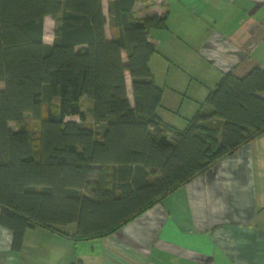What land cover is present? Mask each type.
<instances>
[{
    "label": "trees",
    "instance_id": "trees-1",
    "mask_svg": "<svg viewBox=\"0 0 264 264\" xmlns=\"http://www.w3.org/2000/svg\"><path fill=\"white\" fill-rule=\"evenodd\" d=\"M137 1L108 0L107 39L101 0H0V228L13 253L35 226L105 236L264 132L260 67L223 73L184 129L159 117L148 34L165 17H134ZM71 223L72 234L60 228Z\"/></svg>",
    "mask_w": 264,
    "mask_h": 264
},
{
    "label": "crops",
    "instance_id": "crops-1",
    "mask_svg": "<svg viewBox=\"0 0 264 264\" xmlns=\"http://www.w3.org/2000/svg\"><path fill=\"white\" fill-rule=\"evenodd\" d=\"M132 12L165 17L148 34L165 123L160 109L186 111L192 102L193 114L223 73L264 69V0H146ZM125 85L132 101L128 73ZM10 239L0 228V264H264V132L105 236L75 240L35 226L17 253Z\"/></svg>",
    "mask_w": 264,
    "mask_h": 264
},
{
    "label": "rangeland",
    "instance_id": "rangeland-1",
    "mask_svg": "<svg viewBox=\"0 0 264 264\" xmlns=\"http://www.w3.org/2000/svg\"><path fill=\"white\" fill-rule=\"evenodd\" d=\"M54 29H55L54 20H52L50 17H47L44 20V23H43V41L45 43H51L52 42ZM2 86H3L2 83H0V89L2 88ZM165 93L169 94L171 98L173 97V93L172 92H165ZM200 95H201V93H200ZM177 98H178V96L176 95V99ZM186 102H189V101L188 100H184V104L182 105L181 108H184L186 106V104H187ZM192 104H193L192 102H189L187 104L186 111L180 110L179 112H175V110L174 111L170 110V112H169L167 110L163 111V109H160V112L162 111L161 115H162V117H164L163 119L168 121L167 123H171L169 121H172V122L175 121V123H176L175 124L176 125L175 128L184 129V127H186V124H187V119H189L191 117V115H192L191 114L192 112H189V109L192 107ZM88 105H89L88 104V99L86 101V98L82 97L81 98V109H82V111L85 114L84 123L93 125L92 124L91 113H90V111H88ZM51 106H53V104H51ZM188 113H190V114H188ZM24 119L28 123V127L30 129L36 130L37 125H36V123L34 121L31 120V118H30V116L28 114L24 115ZM65 119H71V120H76V121L79 120L78 117H76V116L66 117ZM9 126H10L11 129H15V126H14L13 123H9ZM170 126H171V124H170ZM60 228L62 230H64V231L70 232V231H72L75 228V224L71 223V224H68V225H65V226H61ZM29 255H30V252L26 253L25 257L27 258V256H29Z\"/></svg>",
    "mask_w": 264,
    "mask_h": 264
}]
</instances>
